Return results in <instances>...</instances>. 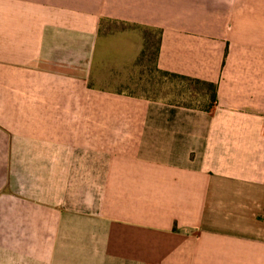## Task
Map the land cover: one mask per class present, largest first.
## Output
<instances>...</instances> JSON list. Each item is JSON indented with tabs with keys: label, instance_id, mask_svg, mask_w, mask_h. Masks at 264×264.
I'll list each match as a JSON object with an SVG mask.
<instances>
[{
	"label": "crops",
	"instance_id": "0c3cea01",
	"mask_svg": "<svg viewBox=\"0 0 264 264\" xmlns=\"http://www.w3.org/2000/svg\"><path fill=\"white\" fill-rule=\"evenodd\" d=\"M0 264H264V0H0Z\"/></svg>",
	"mask_w": 264,
	"mask_h": 264
},
{
	"label": "rangeland",
	"instance_id": "374dc122",
	"mask_svg": "<svg viewBox=\"0 0 264 264\" xmlns=\"http://www.w3.org/2000/svg\"><path fill=\"white\" fill-rule=\"evenodd\" d=\"M153 45L149 51V57L140 64V71L136 74V80L129 87L132 91L139 92L149 98L162 100L175 105L205 106L208 102L201 84L183 80L170 75H164L154 68V49L156 36L153 34Z\"/></svg>",
	"mask_w": 264,
	"mask_h": 264
},
{
	"label": "trees",
	"instance_id": "16d2710c",
	"mask_svg": "<svg viewBox=\"0 0 264 264\" xmlns=\"http://www.w3.org/2000/svg\"><path fill=\"white\" fill-rule=\"evenodd\" d=\"M158 33H159V37H158V41L155 45V49H154V68L164 74V75H170V76H174L177 78H182L183 80H188V81H193L196 83L201 84L204 88H207V92L205 91V98L206 101L208 100L207 104L205 106H187V105H180V106H185V107H189V108H196V109H202V110H206V111H210L214 108V106L216 105L217 102V86L214 83H210V82H205V81H200V80H196V79H192L186 76H181V75H177V74H173V73H169L166 71H162L160 69L157 68L156 66V58H157V54H158V50L160 48V40H161V30L158 29ZM144 48L142 50V53L138 59V64L140 65L141 63L145 62V60L149 57V51L151 48H154V43H153V34L152 36L150 34L145 33L144 35Z\"/></svg>",
	"mask_w": 264,
	"mask_h": 264
}]
</instances>
